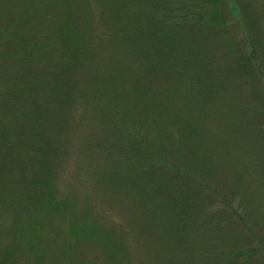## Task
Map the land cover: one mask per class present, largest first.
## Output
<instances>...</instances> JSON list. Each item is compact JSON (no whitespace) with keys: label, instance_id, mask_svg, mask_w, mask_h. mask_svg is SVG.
I'll use <instances>...</instances> for the list:
<instances>
[{"label":"rangeland","instance_id":"374dc122","mask_svg":"<svg viewBox=\"0 0 264 264\" xmlns=\"http://www.w3.org/2000/svg\"><path fill=\"white\" fill-rule=\"evenodd\" d=\"M239 1L249 34L230 1L161 52L143 0H0V264H264V80L238 68L249 35L264 65V0ZM196 61L201 87L223 67L202 101Z\"/></svg>","mask_w":264,"mask_h":264},{"label":"trees","instance_id":"16d2710c","mask_svg":"<svg viewBox=\"0 0 264 264\" xmlns=\"http://www.w3.org/2000/svg\"><path fill=\"white\" fill-rule=\"evenodd\" d=\"M235 2L238 9H239V22H241V24L244 25V30H245V34L247 31V34L250 33V26L249 23L247 22V20L245 19V11L246 9L244 8L243 4L239 1V0H202V2L204 3V6H206L207 8H211L213 7L214 10L213 12H209L207 13V16L210 17H206V14H193L192 18L189 19V17L187 15H175L173 18L170 17V13L168 8L171 6L169 1L167 0H143L142 4L138 5L137 7L138 9L143 8V5L146 6V9L149 10V14H148V19L146 20V23H155V26L157 27V34H160V39L159 42L157 40V36L154 39V42L152 41V43L158 44L155 45V47H157V49H160V51L162 52L163 49L166 50V45L172 43H175L177 41H179L180 39H182L183 34L188 30L187 27L190 26V22H193L194 25H203L206 23H210V22H214L215 24L221 25V26H227L232 22V19H230V14L228 12V2ZM169 3V4H168ZM202 5V4H200ZM134 6V5H133ZM42 8V9H41ZM25 13H23V16H43L44 14L47 13L48 11V7L47 6H43L40 7L39 9H35L33 5L25 8ZM130 10H128L127 8V12H129ZM232 17V16H231ZM149 20V21H148ZM171 26L172 29H168V27ZM161 31H160V30ZM182 30H184L185 32H183ZM243 30V31H244ZM171 34H170V33ZM170 34V36H169ZM241 35H238V39L240 40ZM242 37L244 38V35L242 33ZM162 38V40H161ZM246 39V38H245ZM254 39L250 40V35L247 36L246 41L249 43H245L244 46H242L243 48V57L241 58L240 64L238 65V68L243 70L244 72H246L247 74H251L252 76H261L262 79L264 80V65L259 63V53L255 48V43L253 41ZM171 43V44H172ZM64 45V44H63ZM65 47V45H64ZM244 48L246 49V51L244 50ZM184 49V47H183ZM185 50V49H184ZM160 53V52H159ZM169 54H171L169 52ZM187 54V50L184 51V53L182 54V56H180L179 54H177V56H175L174 58H172L175 62L174 63V67H173V74L176 76H181V74L184 72L188 62H187V58L185 57V55ZM198 53H195V55L197 56ZM201 63H197L196 61V65L193 66L194 70L196 71V75H195V83L196 86H194L197 89V93L199 96V99L202 101L203 99H207L208 97H211V90L213 89H218L222 83V81H220V77L222 75V73H220V70H223V67L217 68L215 70V77L213 76V73L211 74H207V80L210 81L209 86H204L201 87L200 82H201V78L202 76L200 74H198V70L200 68ZM65 72H63L58 78L59 81L62 82V88H63V83H64V75ZM58 76V75H57ZM212 76V77H211ZM250 76V75H249ZM214 79H216V81H214ZM60 83V82H59ZM32 90V89H31ZM124 122V126H126V128H128L130 130V125L128 123ZM140 137L139 135L136 136V138ZM141 141V139H138ZM185 147V145H184ZM190 154L191 151L189 152ZM186 179L184 180L185 177H181L180 179H176L177 181V185H181L182 186V193L181 195H177L176 192H172L169 191L170 195H167V199H168V203H169V207L168 209L171 212V217H172V221L176 224H180V221L183 220L186 216H187V211L188 209H186L187 204H192L190 201L192 199H195V197L193 196L192 192L190 190L189 194H183V192H185V189L187 188V182L186 180L188 179V176L185 174ZM168 184L169 186L174 185V183L176 182L173 178H168ZM196 188L201 190L206 188V186L202 183L199 182V184H196ZM189 195V196H188ZM179 197V200L182 201H175L174 203H172V201L170 199L175 198V197ZM176 200V199H174ZM196 200V199H195Z\"/></svg>","mask_w":264,"mask_h":264}]
</instances>
